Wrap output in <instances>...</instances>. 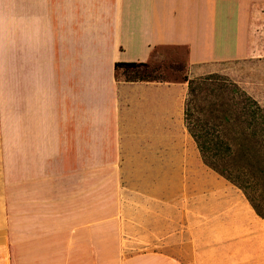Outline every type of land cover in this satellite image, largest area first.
<instances>
[{
    "label": "crops",
    "instance_id": "crops-1",
    "mask_svg": "<svg viewBox=\"0 0 264 264\" xmlns=\"http://www.w3.org/2000/svg\"><path fill=\"white\" fill-rule=\"evenodd\" d=\"M0 8L40 20V46L19 62L20 92L28 95L24 76L38 66L48 99L42 136L26 129L0 139V264H10L14 196L22 264H264V219L245 196L203 183L183 121L185 87L116 80L114 70L148 61L156 46H185L197 68L260 57L264 0H0ZM59 168L83 169L81 193L60 195ZM91 169L113 170V190L93 196ZM126 247L146 251L123 256Z\"/></svg>",
    "mask_w": 264,
    "mask_h": 264
},
{
    "label": "trees",
    "instance_id": "trees-1",
    "mask_svg": "<svg viewBox=\"0 0 264 264\" xmlns=\"http://www.w3.org/2000/svg\"><path fill=\"white\" fill-rule=\"evenodd\" d=\"M153 50L145 62H115L116 80L166 81L151 61ZM184 81L188 89L183 121L203 163L239 188L264 219V107L216 73Z\"/></svg>",
    "mask_w": 264,
    "mask_h": 264
},
{
    "label": "rangeland",
    "instance_id": "rangeland-1",
    "mask_svg": "<svg viewBox=\"0 0 264 264\" xmlns=\"http://www.w3.org/2000/svg\"><path fill=\"white\" fill-rule=\"evenodd\" d=\"M151 61L159 66V72L166 79V81L180 83L182 87H185L184 101L188 89L187 82L184 81L185 77L196 78L216 73L235 82L240 88L244 89L264 107V55L254 57L249 60H234L225 62L220 66H217L216 69H211L210 66L197 68L189 65L187 60V48L185 46L169 45L155 48L152 53ZM75 156H77V154H75ZM201 169L203 183H210V181L215 183L217 186L215 187L214 192L217 191L218 196H244L239 188L228 182L212 169L208 168L204 163ZM88 171L90 172V187L91 194L93 196L99 194L100 192L106 193L109 189L113 190L110 186L111 180L114 178L113 170H86V172ZM82 177L83 169L59 168L58 178L60 195L62 193H66L67 188L70 187L71 190L68 192L73 190L74 193H81ZM181 179L184 184L188 183V178L185 174H183ZM65 180H70L69 186ZM202 189H205V187ZM260 200L261 208L264 211V199L261 198ZM92 203H94V201H92ZM14 204H16L18 208L12 218V227L10 233H8L10 252L9 261L10 264H22V214L20 213V208H22V196H14ZM110 209L111 208L108 207V212L112 211V209ZM94 218L96 217H92V221ZM141 251L146 250L126 247L121 250V254L123 256H127Z\"/></svg>",
    "mask_w": 264,
    "mask_h": 264
},
{
    "label": "clouds",
    "instance_id": "clouds-1",
    "mask_svg": "<svg viewBox=\"0 0 264 264\" xmlns=\"http://www.w3.org/2000/svg\"><path fill=\"white\" fill-rule=\"evenodd\" d=\"M41 39L38 18L0 8V139L18 140L26 129L39 138L46 131L48 99L38 66L24 76L28 95L20 92L19 62H28Z\"/></svg>",
    "mask_w": 264,
    "mask_h": 264
}]
</instances>
